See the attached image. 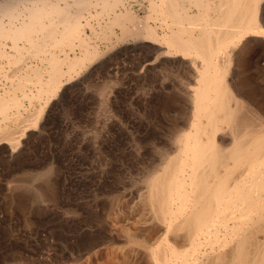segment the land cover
Returning a JSON list of instances; mask_svg holds the SVG:
<instances>
[{
	"label": "bare ground",
	"instance_id": "6f19581e",
	"mask_svg": "<svg viewBox=\"0 0 264 264\" xmlns=\"http://www.w3.org/2000/svg\"><path fill=\"white\" fill-rule=\"evenodd\" d=\"M99 40L108 51L141 43L157 55L149 68L169 61L189 78L184 113L144 145L146 158L137 152L145 160L104 166L95 229L78 254L98 264H264V73L253 64L264 59V0H0V76L10 80L0 144L10 153L41 127L45 102L96 65Z\"/></svg>",
	"mask_w": 264,
	"mask_h": 264
},
{
	"label": "rangeland",
	"instance_id": "374dc122",
	"mask_svg": "<svg viewBox=\"0 0 264 264\" xmlns=\"http://www.w3.org/2000/svg\"><path fill=\"white\" fill-rule=\"evenodd\" d=\"M135 8L139 9L138 3ZM100 41L105 53L96 65L83 68L82 75H74L47 103L41 101L49 106L47 115L41 117L40 128L30 129L21 150L10 153L8 143L0 144V264H98L94 257L82 258L77 244L85 231L95 229L91 219L101 207L94 200L100 182L107 179L104 166L115 160H145L137 152L147 142L160 143L162 132L184 113L181 91L189 75L181 66L166 61L165 67L152 69L145 64L157 55L141 43L124 44L108 53ZM258 57L254 54L256 69L252 68L264 73V59L260 58L261 67L255 62ZM0 77V87L9 86L10 80ZM25 101L27 107L33 104L30 110L41 105ZM123 198L121 207L126 210L132 199Z\"/></svg>",
	"mask_w": 264,
	"mask_h": 264
}]
</instances>
